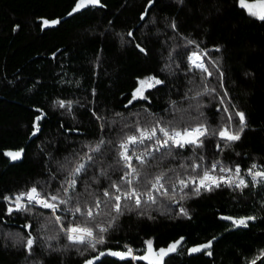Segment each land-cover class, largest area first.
<instances>
[{
	"label": "trees",
	"instance_id": "16d2710c",
	"mask_svg": "<svg viewBox=\"0 0 264 264\" xmlns=\"http://www.w3.org/2000/svg\"><path fill=\"white\" fill-rule=\"evenodd\" d=\"M77 3L0 0V264H85L98 254L71 245L47 210L9 214L3 198L33 186L60 190L87 146L103 139L101 152L92 154L98 163L80 175L73 194L81 205L103 199L108 177L122 175L118 141L137 124L205 122L219 129L227 122L225 108L233 113V128L236 111L247 121L241 139L228 147L210 136L195 153L177 148L161 159L163 149L147 166L135 164L149 178L161 172L173 180L177 174L197 175L213 161L229 167L264 162V21L249 16L238 0H100L74 11ZM193 51L207 53L211 76L191 68ZM150 76L163 83L144 92L147 100H133L139 81ZM206 86L215 91L197 96ZM17 151L21 158L11 162L6 153ZM193 162L202 164L195 173L181 167ZM156 197V203L139 209L129 202L132 210L118 217L106 234L108 242L98 248L123 251L127 244L139 255L147 240L156 248L181 241L165 264H248L264 251V186L242 192L221 186L199 195L169 190ZM107 211L102 206L97 221H108ZM62 216L67 225L70 215ZM225 216L257 219L237 227ZM29 232L36 238L31 251ZM208 242L210 249L190 251ZM94 264L146 262L105 256Z\"/></svg>",
	"mask_w": 264,
	"mask_h": 264
},
{
	"label": "snow or ice",
	"instance_id": "6c2138e0",
	"mask_svg": "<svg viewBox=\"0 0 264 264\" xmlns=\"http://www.w3.org/2000/svg\"><path fill=\"white\" fill-rule=\"evenodd\" d=\"M100 0H79L74 11H79L82 7L87 5H98ZM239 7L244 9L247 14L260 21H264V0H238ZM143 19V16L141 17ZM48 24V21H44ZM55 23V22H53ZM175 28V24H172ZM131 36L132 34L129 33ZM189 43H194L190 41ZM139 47V45H137ZM198 48V45H197ZM142 52L143 48L140 49ZM202 51V50H201ZM207 53L199 51H193L189 56V61L192 69H198L201 73H206L207 76H211L212 72L204 63V57ZM191 70V69H190ZM223 74L221 73V76ZM163 81L156 77H147L144 80L139 81V86L134 90L132 96L133 100L143 99L147 100L148 97L144 95V92L148 88H153L156 85L162 84ZM147 85V88L145 87ZM215 89H209L205 87L204 92H199L196 95H204L210 92H214ZM226 94V93H225ZM223 103V100H221ZM60 106L65 107L63 101H60ZM131 103V101H129ZM71 108V103L67 105ZM227 113V122L224 123L219 129H210L205 122H200L195 125H185L183 127L179 124L172 122L162 123L157 120L154 124L140 126L137 124L134 131L131 134L125 133L118 141V160L120 165V171L122 175L119 180H111L107 188L102 192L101 199L99 196L95 197L93 202L89 204L85 202L81 205L79 195H73L76 192V186L78 178L82 173H86L89 168L95 166L98 161L94 159L93 153L101 152V148L105 141L101 139L96 145H89L88 152L85 153V157H82V162L76 163V165L68 171L66 179L61 183L60 190L55 192H49L46 189L37 188L33 186L27 191L14 194V196H5L3 199L8 201L10 205L15 207H9L8 213L13 211L28 212L31 207L39 206L44 209H49L54 215V220L59 224V230L63 233L65 238L71 245L84 246L85 251L91 250L98 252V255L92 259L86 260L85 264H94L96 260H99L105 255H111L118 257L120 260H132V261H144L146 264H165V258L171 253L177 251L181 241H176L170 244L167 248H156L153 240L145 241L146 247L143 250V254H136L134 250L127 244L123 246V251H114L107 249V251H101L98 246L106 244V234L115 225L119 216L124 214V211L132 210L128 207L131 202L136 209H139L142 204L149 202L156 203L157 197L153 193L167 196L169 194V188L166 187V183L170 184L172 191L179 188L181 191L192 185V192L196 195L204 191H213L215 188H220L225 185L233 190L243 191L250 186V183L264 184V165L253 163L251 164L246 173L242 174V170L239 165L233 167L225 166L221 161H213L208 167H204L203 170L197 175H187L181 177L177 174L175 180L169 177L166 172H161L158 175L149 178L148 174L143 173L133 164L135 159L140 165L147 166L149 158L155 159V154L160 153L161 149H165L166 152L162 153L160 158L164 159L167 156H171L173 149H183L185 147H191L193 152L197 148L202 149L204 147V140L210 136H218L221 140L226 141L225 147L230 146L232 143L241 139L242 133L247 126L245 113L241 111L235 112V117H238V124L236 128L232 127V121L234 119L233 113L229 112L227 108L224 110ZM201 115H203L201 113ZM41 117H36V120H40ZM98 120L102 117H97ZM103 128V124L101 125ZM39 131V128H36ZM35 135V132L33 133ZM217 149L221 148L220 144L216 145ZM6 155L11 157L12 160H18L21 158L22 151L7 152ZM200 161L204 160L203 156L196 157ZM181 167H191L192 172H197L202 168L201 163H191L188 166L181 165ZM219 168L220 173L230 175H216V171ZM101 175L107 177L106 171H101ZM245 175L250 177L251 180H246ZM95 180V178H94ZM98 183V181H95ZM143 185V190L140 187ZM87 191V189H86ZM92 195V193H89ZM183 199V197H182ZM71 205V207H69ZM61 206H64L63 209ZM102 206L109 211L103 213L110 217L106 222L97 221V217L101 215ZM63 211L65 214L70 215L71 219L65 225V216L56 215L57 212ZM184 215L187 212L181 208L180 210ZM115 213V215H112ZM142 214V213H141ZM225 220H231L234 226L248 227L250 221L257 219L255 216H247L234 218L231 216L223 217ZM27 229H31V224H26ZM55 237H49L54 239ZM36 238L31 236L29 232V238L26 240V247L31 251ZM211 248V242L203 245L193 247L191 252H201ZM83 254V253H81ZM207 255H212L211 251L207 252ZM258 260H264V251L257 255L252 260L248 261V264H257Z\"/></svg>",
	"mask_w": 264,
	"mask_h": 264
},
{
	"label": "built area",
	"instance_id": "2783aa9c",
	"mask_svg": "<svg viewBox=\"0 0 264 264\" xmlns=\"http://www.w3.org/2000/svg\"><path fill=\"white\" fill-rule=\"evenodd\" d=\"M161 150H163V149H161ZM138 162L135 160V159H133V164H134V166H135V164H137ZM253 163H256V162H253ZM253 163H251V164H253ZM251 164H249V165H247L246 167H241L240 166V168H241V170H242V174H244V173H246V170H247V168L251 165ZM257 164H262V165H264V162L263 163H257ZM226 166V165H225ZM227 167H229V166H227ZM235 167V166H234ZM233 167V168H234ZM216 175H230V174H225V173H220L219 172V168L217 169V171H216V173H215ZM187 176V175H186ZM185 177V176H184ZM245 179L246 180H251V178L250 177H248V176H246L245 175ZM250 185H253V184H251L250 183ZM255 185H262V186H264V184H255ZM222 186H225V185H222ZM166 187H168L169 188V190H172L171 189V186H170V184H168V183H166ZM185 189H189V190H191L192 189V185H189V187L188 188H185ZM175 190H180L179 188H176ZM184 190V189H183ZM203 190V189H202ZM16 194H18V193H16ZM154 195H159V194H156V193H153ZM12 196H14V195H12ZM5 201V204H6V208H7V211H8V208L11 206V207H15V205H10L9 204V202L8 201H6V200H4ZM35 207H37V208H40V209H44V208H41V207H39V206H35ZM44 210H47L49 213H51L52 215H53V213L51 212V210H49V209H44ZM63 214V212L62 211H60V212H57L56 213V215H62ZM53 217H54V215H53ZM124 246V245H123ZM123 250H124V248H123ZM116 251H121V249L119 250V249H117Z\"/></svg>",
	"mask_w": 264,
	"mask_h": 264
},
{
	"label": "water",
	"instance_id": "95a60500",
	"mask_svg": "<svg viewBox=\"0 0 264 264\" xmlns=\"http://www.w3.org/2000/svg\"><path fill=\"white\" fill-rule=\"evenodd\" d=\"M8 158H9V160H10L11 162H16V161H17V160H12L11 157H9V156H8ZM103 251H107V249H105V250H103ZM97 255H98V254H97ZM97 255H96V256H97ZM105 256H108V257H114V256H111V255H105ZM105 256H103V257H105ZM94 257H95V256H94ZM103 257H101V258H103ZM101 258H100V259H101ZM115 258H118V257H115ZM91 259H92V258H91ZM100 259H99V260H100ZM97 261H98V260H96L94 263H96ZM258 262H259V260L257 261V264H258Z\"/></svg>",
	"mask_w": 264,
	"mask_h": 264
},
{
	"label": "rangeland",
	"instance_id": "374dc122",
	"mask_svg": "<svg viewBox=\"0 0 264 264\" xmlns=\"http://www.w3.org/2000/svg\"><path fill=\"white\" fill-rule=\"evenodd\" d=\"M201 55H203V53H201Z\"/></svg>",
	"mask_w": 264,
	"mask_h": 264
}]
</instances>
